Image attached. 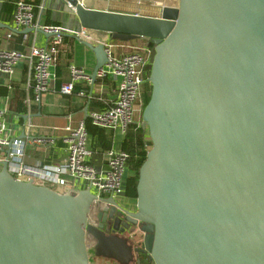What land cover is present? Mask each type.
<instances>
[{"label":"water","instance_id":"water-1","mask_svg":"<svg viewBox=\"0 0 264 264\" xmlns=\"http://www.w3.org/2000/svg\"><path fill=\"white\" fill-rule=\"evenodd\" d=\"M61 1L77 31L155 46L141 124L152 146L136 208L104 199L113 208L100 214L101 228L88 224L90 188L71 195L21 181L4 161L0 264H90L89 236L111 253L97 257L118 264H264V0H178L129 12ZM84 44L96 56L95 82L108 56ZM126 233L140 243L128 237L118 247L114 236Z\"/></svg>","mask_w":264,"mask_h":264},{"label":"built area","instance_id":"built-area-1","mask_svg":"<svg viewBox=\"0 0 264 264\" xmlns=\"http://www.w3.org/2000/svg\"><path fill=\"white\" fill-rule=\"evenodd\" d=\"M133 1L138 6L147 8H164L167 6L164 0ZM35 16L32 4L18 1L15 4L13 15V24L16 28H13L14 31L9 30L6 38L12 39L20 29L32 28L33 32L30 33H41L52 37L50 43L45 46L32 45L27 51L0 50V73L12 77L21 62L28 64L29 78L34 82L33 97L27 98L26 101L29 106L31 103H40L42 96L50 91L52 82L56 78L54 68L58 63L62 37L65 34V31L60 27L40 26L35 23ZM25 32L26 30L19 33L23 35L24 40H27L29 33ZM71 35L93 46L103 45L108 56V63L97 71L95 82L82 69L71 66V81L60 87V94L64 96L74 95L76 83L79 80H85L91 86V91H79L77 95L86 98L89 102L98 100L101 103H106L102 94L103 85H98L97 81H103L110 77L116 78L118 80L115 90L116 98L111 106L102 111L91 112L88 114V118L91 124L97 128L114 132L120 131L126 135L129 126L135 123L137 105L142 107L143 104L142 87L146 81V69L153 61L154 49L150 42L144 38L137 39V43L128 44L130 41L114 40L109 33L84 28ZM125 48H129L130 52L125 53L123 51ZM5 115L6 111L0 110V165L2 166V163L7 161L8 171L16 179L21 181L33 180L36 185L51 189L53 186H57L63 189L62 193L72 195L90 188L96 199L92 205L88 224L94 228H101L103 223L100 214L109 213L113 208V205L104 199L107 200L111 197L119 203V198L125 196V174L130 158L129 154L113 145L103 154L105 166L98 167L92 164L90 160L95 151L91 147L90 136L83 122L76 129L71 126L64 129L67 132V136L64 138L68 148L66 159L49 166L40 164L29 166L24 162L26 142L23 138L11 137L4 119ZM32 127L30 122L26 123L25 130L29 132ZM37 142L45 144L47 140H38ZM50 142L53 143L54 141L50 140ZM106 194L109 197H106ZM93 240L92 236L88 237V242Z\"/></svg>","mask_w":264,"mask_h":264},{"label":"crops","instance_id":"crops-1","mask_svg":"<svg viewBox=\"0 0 264 264\" xmlns=\"http://www.w3.org/2000/svg\"><path fill=\"white\" fill-rule=\"evenodd\" d=\"M6 1L8 0H0V22L12 26L15 29L16 26L13 24V19L8 21L2 16L3 5ZM105 1L107 2L106 7L101 5L98 7L88 6L84 0L81 3L86 8L99 11H107L110 6L115 7V11L127 10L126 12H129L128 10L144 9V7L138 6L133 0ZM166 4L171 7L177 5ZM33 6L36 14L35 23H38L40 26L60 27L65 31L60 46L58 63L54 68L56 78L52 82L50 91L42 96V101L38 104L31 103L29 106L26 101L27 98L33 97L32 87L34 82L29 78L28 64L21 62L12 77L0 73V110L6 111L4 119L8 130H10L11 137L23 138L26 142L25 164L29 166L37 164L49 166L66 159L68 155V148L64 142L67 132L64 129L68 126H71L73 129L78 128L84 122L86 113L90 114L93 111H102L109 108L116 98L115 90L117 89L118 80L110 77L103 81H97L98 85H103L102 94L106 103H101L98 100L89 102L86 98L77 95L79 91H91V86L85 80H79L76 83V93L74 95L64 96L60 94V87L71 81L70 67L76 66L82 69L86 75H91L97 64L96 56L83 41L71 35L77 33L74 24L69 23V21L67 22L65 18L59 17V10L52 9L53 4H50L49 0H42L39 5ZM41 6L43 7L42 9ZM25 30L27 29L18 30L13 38L8 40L6 37L9 30L0 29V50L12 49L27 51L32 45L45 46L52 41V37L45 36L41 33H29L28 39L24 40L23 35L19 32ZM137 42L138 40H133L128 44ZM123 51L129 53L130 49L125 48ZM20 105H22L21 108ZM140 113L142 115V107L138 104L135 123L132 125H137L139 128L142 124V116H139ZM29 122L33 127L28 132L25 130V125ZM105 131L111 136L112 146L115 145L121 149V143L127 134L124 135L120 131ZM38 140H47V143L40 144L37 142ZM50 140L54 142L51 143ZM90 140L93 149L92 139L90 138ZM90 162L98 167L105 166L103 155H98L96 152ZM1 170L2 166L0 165ZM119 204L128 210H134L136 208L135 201L126 198L120 200ZM107 260L109 264H118L114 260Z\"/></svg>","mask_w":264,"mask_h":264},{"label":"trees","instance_id":"trees-1","mask_svg":"<svg viewBox=\"0 0 264 264\" xmlns=\"http://www.w3.org/2000/svg\"><path fill=\"white\" fill-rule=\"evenodd\" d=\"M24 1L32 5H39L42 0H8L3 5L2 16L8 21L13 19L15 11V2ZM151 47L154 49L155 46L150 42ZM152 59V60H153ZM153 63V61H152ZM152 65V64H151ZM152 68V66H151ZM151 75V69L147 73L149 79ZM147 81L149 82V80ZM152 92V91H151ZM151 92L146 93L145 99L142 104V113L151 99ZM144 94V93H143ZM22 105H20V108ZM86 130L92 139V146L94 151L98 155H103L112 146L111 136L103 129L97 128L91 124L89 119L86 120ZM152 146L149 132L147 129L137 127V125H131L127 132L126 138L121 143L122 151L129 154L130 158L127 162L129 169L128 177H126L125 183V195L127 199L133 200L136 203L137 199V185L139 181L140 168L144 164L147 158V153Z\"/></svg>","mask_w":264,"mask_h":264},{"label":"rangeland","instance_id":"rangeland-1","mask_svg":"<svg viewBox=\"0 0 264 264\" xmlns=\"http://www.w3.org/2000/svg\"><path fill=\"white\" fill-rule=\"evenodd\" d=\"M50 1V4H53V8L52 9H57L59 10V17H62L63 19L65 18L67 20V22L69 21V23H77L76 22V19L74 18V16L72 15V12H71V9L66 7V5L64 4V2H62L61 0H49ZM155 1H163V0H155ZM166 3L168 4H178V0H164ZM85 4L88 5V6H103V7H106L107 5V2L105 0H84ZM49 6V4H48ZM76 28V27H75ZM78 32V31H77ZM117 41H120L117 39ZM151 64L147 67L146 69V72L148 73L149 69H151ZM147 73H146V81H145V84L143 85L142 87V91H143V95H142V100L145 99V96H146V93H149L152 91V86H151V83L147 81ZM152 93V92H151ZM143 114V113H142ZM140 117L142 116L141 113L139 115ZM128 172H129V169H128V166H126V174H125V179L126 177H128ZM53 189L57 192H60L62 193L63 192V189L60 188V187H57V186H53ZM95 192V191H94ZM106 197H109L108 194L105 195ZM124 198H126V196L124 197H120L119 198V202L120 200H124ZM127 199V198H126ZM114 236V235H113ZM118 242V247H125L124 246V240L126 238H130V235L128 234L127 236V233L126 234H121V235H116L114 236ZM132 241H135L136 243H140V241L138 240L139 237H133V238H130ZM97 246H98V242L96 240H93V241H90L88 242V253H89V256H90V264H109L108 263V260L105 259V258H102L101 256L97 257V254H105V255H110L111 253L107 250H98L97 249ZM117 258L119 260H121L120 256H117Z\"/></svg>","mask_w":264,"mask_h":264},{"label":"flooded vegetation","instance_id":"flooded-vegetation-1","mask_svg":"<svg viewBox=\"0 0 264 264\" xmlns=\"http://www.w3.org/2000/svg\"><path fill=\"white\" fill-rule=\"evenodd\" d=\"M126 196V195H125Z\"/></svg>","mask_w":264,"mask_h":264}]
</instances>
